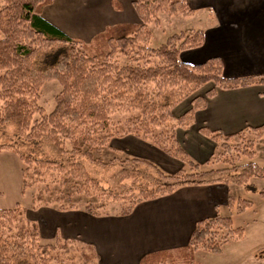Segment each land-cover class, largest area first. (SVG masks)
<instances>
[{"label": "trees", "instance_id": "trees-1", "mask_svg": "<svg viewBox=\"0 0 264 264\" xmlns=\"http://www.w3.org/2000/svg\"><path fill=\"white\" fill-rule=\"evenodd\" d=\"M50 2L0 0V125L12 126L20 140L47 151V156L37 157L13 143H0V152L14 153L22 164V191L32 190L31 208L125 215L136 203L180 186L243 185L254 176L264 177V166L238 163L230 156L234 152L236 158L252 159L256 140L264 136V124L230 134L199 127L222 149L214 156L223 163L217 168L201 169L176 139V128L187 127L194 111L216 89L264 84V73L225 77L218 56L195 64L181 61L180 51L201 46L203 28L181 29L157 46L151 44L149 24L158 25L161 13L190 15L194 10L186 0H132L138 22L106 26L89 41L70 37L43 20L40 12ZM53 79L60 90L54 107L46 112L39 103L40 89ZM207 83L212 88L204 95H193L186 110L172 115L176 104ZM247 134L252 137L241 144ZM126 135L153 144L179 160L181 167L166 172L146 158L117 155L121 150L111 141ZM105 150L116 155L105 160ZM79 158L102 168L118 167L109 177L110 187L100 186ZM259 194L264 198V188ZM227 206L241 213L251 201L229 195ZM243 234L244 227L234 226L231 216L217 212L196 222L184 246L146 253L138 264L174 259L198 264L197 249L218 254ZM78 246H82L78 256L82 264H97L94 250L74 240L58 236L49 242L41 240L37 224L27 218L21 204L0 207V264H66L75 258L72 251Z\"/></svg>", "mask_w": 264, "mask_h": 264}, {"label": "crops", "instance_id": "crops-1", "mask_svg": "<svg viewBox=\"0 0 264 264\" xmlns=\"http://www.w3.org/2000/svg\"><path fill=\"white\" fill-rule=\"evenodd\" d=\"M186 2L194 12L181 17L191 22L180 30L200 27L204 32L201 46L179 52L181 61L195 64L218 56L222 60L225 77L264 73V0ZM40 17L66 35L83 41H89L106 26L138 22L132 0H51L42 7ZM262 124L264 84L216 89L213 96L205 98V105L194 111L187 127L176 128V139L183 150L186 147V153L193 145H204L203 156L198 159L210 161L216 143L201 134L199 127L230 134ZM128 138L129 142L136 143L132 149L137 155L130 154V148L122 142ZM114 142H118L119 147L116 148L128 151L131 156L153 161V155L139 150L141 143L151 151L167 156L170 164L174 160L179 161L132 135L113 138V147ZM4 151L19 169L13 189L15 193H22L21 163L14 153ZM0 164L2 173L10 170L2 161ZM228 193V184L224 183L184 185L171 193L136 203L125 215H92L82 209L58 210L50 206L33 209L30 195L24 193L23 198L13 194L14 197H9L10 189L0 184V194L8 198L1 199L0 206L12 208L20 203L27 218L37 224L41 240L49 242L57 236L74 240L94 250L97 264H138L146 253L184 246L198 220L214 216L218 205L227 206ZM28 208L34 211L32 216Z\"/></svg>", "mask_w": 264, "mask_h": 264}, {"label": "rangeland", "instance_id": "rangeland-1", "mask_svg": "<svg viewBox=\"0 0 264 264\" xmlns=\"http://www.w3.org/2000/svg\"><path fill=\"white\" fill-rule=\"evenodd\" d=\"M160 23L155 25L153 23L149 24V28L152 32L151 44L153 46H157L161 42L165 41L167 36L173 32L180 30L183 26H186L191 22L188 18H181L182 16H168L165 13H161L159 15ZM212 88V83H207L201 88H199L194 94L186 98L185 100L179 102L174 106L173 114L175 117L178 116V113H181L183 110L190 106V98L193 95H204L205 91ZM60 90V85L57 80H49L43 84L40 89V97L39 103L44 107L46 112H49L54 107V96ZM1 106V102H0ZM252 137L250 135H245V139L241 142V144L246 140ZM127 144L130 148V154L137 155L135 151H133V146L136 143L129 142V138L122 140V142ZM0 143H13L20 150L26 153H32L37 157H45L47 156V151L44 147L34 144L32 142H25L20 140L14 134V129L9 125H0ZM234 145V144H233ZM115 147H119L118 142H114ZM197 146L193 145L191 147V151H188L186 154L194 161L200 163L201 169H210L222 167L223 163L219 162L218 157H214L217 154L222 152V149L219 147V144H216V148L213 152V158L210 161L201 162L200 157L203 156L204 145ZM139 150L149 152L152 156V162L157 164L166 172H174L177 167H181L180 161L170 162L168 161V157L162 154L161 152H153L150 148H147L144 144L139 143ZM183 148V147H182ZM128 150V149H126ZM186 150V147L184 151ZM255 154L252 159L246 157L236 158V155H230L232 159H234L238 163H245L248 161H253L260 166H264V136L257 139L254 146ZM7 151V150H6ZM218 151V152H217ZM116 155L113 151L105 150L102 153V156L105 160L110 158L111 156ZM121 157L131 156L128 151L121 150V153L117 154ZM17 160L19 159L16 155ZM223 155H220L222 159ZM147 159V158H146ZM80 160L87 170L96 178L98 184L104 188L110 187L109 177L110 175L118 168V167H98L97 165L88 162L86 159H78ZM151 161V159H148ZM2 161L4 167L10 168L8 172L2 173L0 169V184L4 185V187L10 189L9 197H14V195H18V197H25V194H32L31 189H25L21 191H16L13 189L15 182L17 181V176L19 175V169L16 168L13 162H11L6 156L5 151L0 152V162ZM20 161V160H19ZM21 163V162H20ZM1 166V164H0ZM146 169L149 172H152L151 169L147 167L140 166ZM22 168V164H21ZM20 168V174H21ZM8 170V169H7ZM264 188V177L254 176L247 184L236 185V184H228L229 195L234 198H243L251 201V206L247 207L243 212L237 213L234 209H230L228 206L218 205L217 211L221 215L231 216L233 220L234 226H242L244 227V234L241 238L237 240H233L225 244L222 248V251L218 254L207 252L201 248L197 249L194 253V260L197 261L198 264H264V198L259 194V190ZM13 189V190H12ZM22 189V186H21ZM25 193V194H24ZM14 194V195H13ZM1 199H8L6 195L0 194ZM19 200V198L17 199ZM15 200V201H17ZM20 204V203H19ZM1 207V206H0ZM110 211L112 208L110 207ZM28 213L30 216L34 214V211L28 208ZM79 247V248H78ZM75 250L72 251L74 253L75 258L73 260H69L66 264H82L81 258L79 256L80 249L82 246H78ZM51 264H59L57 262H52ZM164 264H183L181 259H174L171 263Z\"/></svg>", "mask_w": 264, "mask_h": 264}]
</instances>
